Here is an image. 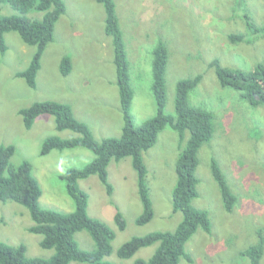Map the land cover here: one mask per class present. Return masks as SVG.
<instances>
[{
	"label": "rangeland",
	"instance_id": "rangeland-1",
	"mask_svg": "<svg viewBox=\"0 0 264 264\" xmlns=\"http://www.w3.org/2000/svg\"><path fill=\"white\" fill-rule=\"evenodd\" d=\"M63 1L66 10L56 22L54 39L41 57L35 89L15 77V73L26 69L35 47L26 45L17 32L4 36L7 50L0 53V145L14 146L11 166L16 167L24 160L31 163L33 175L42 184L40 206L43 209L70 213L65 211V206L68 208L67 201L72 199L65 190L62 175L70 168L84 166L94 155L76 148L53 150L41 156V144L47 136L66 138L75 134L68 130L58 132L50 115L37 117L27 130L18 111L46 100L69 104L76 119L87 123L96 139L120 136L123 118L111 39L104 32L102 5L96 0ZM114 2L134 90L131 112L135 125L155 114L150 84L152 51L158 41L168 50L165 113L175 115L176 83L201 74V81L189 93V102L214 115L212 138L197 154L198 196L192 201L193 207L207 212L211 232L207 234L198 229L185 243V252L193 261L180 258L178 264H250L240 253L258 242L257 231L261 230L264 236V106L253 107L238 92L221 87L209 65L217 59L223 67L251 70L264 62V37L247 34L243 21L246 13L257 26L263 27L264 0ZM13 14L17 12L9 5L0 4V15ZM26 17L41 19L42 13L31 11ZM232 33L245 34V40L251 42L232 44L227 40ZM64 56L71 61L67 76L59 70ZM187 139L188 133L179 147L177 134L167 127L159 133L156 144L143 152L154 212L153 218L144 225L135 223L142 205L130 157L109 163L107 177L113 187L111 195H107L96 175L79 180L80 188L88 194L89 217L104 222L115 232L112 251L104 261L133 264L135 259L147 260L157 243L139 249L129 259L119 258L117 250L133 236L172 232L181 222L182 214L172 212L171 196L176 182L175 163ZM211 159L218 162L236 196L231 212L225 211L211 176ZM116 211L124 219L123 230L114 221ZM32 224L25 207L12 201L0 202V243L22 244L28 258L48 259L54 249L39 246L42 236L27 230ZM75 238L84 250L94 247L86 231L77 232ZM260 264H264V253Z\"/></svg>",
	"mask_w": 264,
	"mask_h": 264
},
{
	"label": "trees",
	"instance_id": "trees-1",
	"mask_svg": "<svg viewBox=\"0 0 264 264\" xmlns=\"http://www.w3.org/2000/svg\"><path fill=\"white\" fill-rule=\"evenodd\" d=\"M102 5L105 13L104 32L110 37L113 49V65L116 73L119 105L123 118L120 136L96 139L87 123L74 116L72 106L57 101L46 100L34 102L18 111L25 129H30L34 120L41 115L54 118L58 132L70 131L74 136L66 138L53 135L43 139L40 155H48L53 150L63 151L83 148L94 157L80 168H70L62 175L65 190L74 203V210L61 213L43 209L39 199L42 191L37 178L32 174L31 163L24 160L16 167L10 165L15 152L13 145H0V202L12 201L25 207L32 220L27 228L29 233L41 235L39 246L43 249H54L48 259L28 258L26 248L20 244L11 246L0 243V264H114L104 261V257L112 251L115 232L104 222L89 217L87 213L88 194L79 186V180L96 175L107 195H111L113 187L108 181L107 167L113 160L119 162L125 157L131 158V164L137 175V192L142 205V212L135 219L137 225L148 223L154 215L149 188L146 181L147 168L143 160V152L152 148L158 135L165 128L177 134L181 147L186 133L188 139L175 163L176 182L171 196L172 212H180L182 220L172 232L156 231L144 236H133L117 250L121 259L131 258L139 249L158 244L153 254L147 259H135L133 264H178L180 258L192 262L185 252V243L198 229L210 234L211 223L205 210L192 206L198 196L195 175L198 166L197 154L201 146L208 143L213 135L214 115L211 111L193 106L189 102V93L196 88L202 79L201 74L181 79L176 83L174 113H165L166 85L165 69L168 50L162 41H158L152 51L150 91L155 102V114L135 125L131 106L134 90L129 76V63L125 42L115 12L114 0H96ZM0 4L9 5L17 14L0 15V53L7 50L4 36L17 32L21 40L28 46L35 47L31 60L23 71L15 73L16 78L25 81L29 88L35 89L36 76L41 67V57L49 43L54 39L55 24L64 14L66 7L63 0H0ZM35 11L42 13L41 19H29L26 14ZM243 21L252 35L264 37V26H257L249 14H243ZM227 40L232 44L251 42L245 40V34H229ZM209 67L219 85L228 87L239 93L240 97L251 106H264V62L257 63L251 70L227 68L213 59ZM60 72L67 76L71 72V61L67 56L60 60ZM210 173L215 181L225 211L231 212L236 202L227 179L218 162L211 159ZM114 221L119 230L125 228L122 214L116 211ZM86 231L93 240L94 247L82 249L76 238L77 232ZM258 242L248 245L241 256L247 257L250 264H260L264 253V236L257 231Z\"/></svg>",
	"mask_w": 264,
	"mask_h": 264
},
{
	"label": "crops",
	"instance_id": "crops-1",
	"mask_svg": "<svg viewBox=\"0 0 264 264\" xmlns=\"http://www.w3.org/2000/svg\"><path fill=\"white\" fill-rule=\"evenodd\" d=\"M63 132V131H62ZM88 151V150H87ZM33 174V173H32ZM36 177V176H35ZM39 184H40V187H41V181L39 182ZM41 191H42V188H41ZM39 202H40V204H41V202H42V194H41V197H40V199H39ZM67 203H69L70 205L68 206V208H70V209H68L66 206H65V211H67V210H70V211H68V212H71V211H73L74 210V208H73V203H72V201H67ZM62 212H64V211H62Z\"/></svg>",
	"mask_w": 264,
	"mask_h": 264
}]
</instances>
